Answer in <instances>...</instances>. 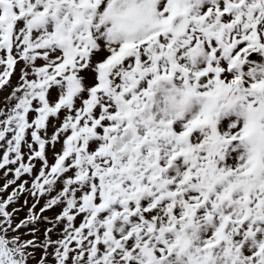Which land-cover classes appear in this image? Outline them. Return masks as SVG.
Instances as JSON below:
<instances>
[{"label": "snow or ice", "instance_id": "snow-or-ice-1", "mask_svg": "<svg viewBox=\"0 0 264 264\" xmlns=\"http://www.w3.org/2000/svg\"><path fill=\"white\" fill-rule=\"evenodd\" d=\"M0 170V264H264V0H0Z\"/></svg>", "mask_w": 264, "mask_h": 264}, {"label": "rangeland", "instance_id": "rangeland-1", "mask_svg": "<svg viewBox=\"0 0 264 264\" xmlns=\"http://www.w3.org/2000/svg\"><path fill=\"white\" fill-rule=\"evenodd\" d=\"M3 183H4L3 171L0 170V186H3ZM9 191H11V189H9ZM49 215H51V213H49ZM21 216H23V213H21Z\"/></svg>", "mask_w": 264, "mask_h": 264}]
</instances>
